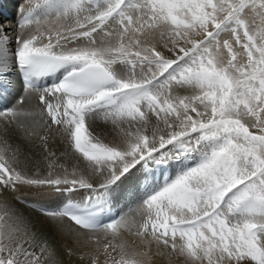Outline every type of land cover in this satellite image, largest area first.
Returning <instances> with one entry per match:
<instances>
[{"label": "snow or ice", "instance_id": "1", "mask_svg": "<svg viewBox=\"0 0 264 264\" xmlns=\"http://www.w3.org/2000/svg\"><path fill=\"white\" fill-rule=\"evenodd\" d=\"M28 5L14 51L0 26V70L11 57L32 90L51 78L39 118L62 131L85 167L49 162L46 177L28 176L0 150V264H63L53 241L65 218L106 238L135 229L149 251L154 244L181 264H264V0ZM187 89L193 94H180ZM98 116L118 130V143L93 135ZM0 117L23 127L36 113L13 107ZM47 139L44 151L55 156ZM170 167L174 178L150 179ZM20 186L64 198L55 210L38 209L52 227L12 209L7 195ZM117 247L111 264H150L129 258L123 243L107 240L103 252Z\"/></svg>", "mask_w": 264, "mask_h": 264}, {"label": "bare ground", "instance_id": "2", "mask_svg": "<svg viewBox=\"0 0 264 264\" xmlns=\"http://www.w3.org/2000/svg\"><path fill=\"white\" fill-rule=\"evenodd\" d=\"M28 6V0H20L16 5L14 0H0V26H3L7 36L13 41L10 44V48L13 51L16 48L14 41L18 34L17 22L21 18L22 10ZM17 70L11 57H9L8 68L0 70V110L13 107L24 108L36 113V118L24 120L23 127H21L19 123L9 125L4 117H0V150H3L5 157L17 170L28 176H35L38 174L39 178L46 177L50 170L48 167L49 162H53L54 165H64L69 171H71L73 167H76L78 170L84 169L85 165L82 158H79L78 154H75L71 149L67 137L62 131L57 130L56 126H53L51 129L45 127L43 120L39 118L40 111L43 108V105L39 103V95L42 93L43 87L52 83L51 78L41 81L42 83L38 90H32L19 84L16 76ZM180 94L190 95L193 94V90H181ZM21 98H23V104L19 103ZM153 123H155L154 118ZM90 130L94 136L98 137L104 143L114 144L119 142L118 130L115 126L110 121L105 122L99 116L91 122ZM41 136L48 137V151L54 152L55 156H48V152L44 151L43 142L40 140ZM51 170H53L54 174L63 173V170L59 167H54V169ZM167 170L169 172L168 177H173V175L177 173L178 167H170ZM164 172L165 170H156L154 176L150 177V179L162 183ZM144 183L145 181H141L140 183L141 192L143 191ZM83 195V192L74 194L73 199L79 201L83 198ZM135 195L139 194L132 192L127 193L129 198H133ZM13 197H16V199L13 200ZM63 199V197L49 195L47 189L29 188L28 186H20L19 191H9L7 195V200L11 203L13 210L22 212L33 220H39L42 224L48 225L49 227H52V221L42 215L38 209L43 205L47 209L55 210L60 206ZM124 203L125 201H122L117 208L113 209L112 215L115 219H119L120 215H122L118 209L123 208ZM109 222L111 221H104L105 224ZM91 235H95V237L98 236L99 238L97 237V239L103 241L115 240L121 237L126 238L129 236L125 229H122L120 235L116 238H112L110 235L106 238L102 228L97 232L77 231L67 218H65L61 230L57 233L54 240L57 245L61 246H86L92 243L87 239V236ZM59 257L60 256H58V259L61 260ZM147 258V256H144L145 261H148ZM165 259H167V257ZM170 259H172V257ZM168 260L169 259H167V261ZM61 261L63 262V260ZM151 261L150 259V264L153 263ZM160 263L161 262H159V264Z\"/></svg>", "mask_w": 264, "mask_h": 264}, {"label": "rangeland", "instance_id": "3", "mask_svg": "<svg viewBox=\"0 0 264 264\" xmlns=\"http://www.w3.org/2000/svg\"><path fill=\"white\" fill-rule=\"evenodd\" d=\"M14 1H15V5H16L17 2L20 0H14ZM9 22L12 23L11 21H9ZM223 38H228V35L225 34L224 36H222V39ZM175 175H173L172 178H174ZM134 231L135 230H132L131 232H129L128 230H126L127 235H129V236H127L126 238L121 237L119 239H115V240H111V241L115 245H120L121 243H123L125 245V250L127 251L129 258L134 257L136 259H144V256L136 255V254L147 252V255H146L148 257L147 259L149 260V258H150L152 260L151 262H153L151 264H159V262H161L160 264H181L182 258H181V261H178L176 259V257L173 254H170V252L168 250H164V255L157 254V247L154 244L151 246V250L149 251L148 246L141 243L140 238L136 237L132 233ZM130 235H131V237H130ZM97 237H95V235L87 236L88 241L92 242V243L90 245H86V246H83V245L61 246V245H57L55 240L53 242L55 244L56 250L59 253V256H60L59 258L61 260H63V262L65 261L64 264H92L94 255L96 254L98 249H99V264H105V259L109 260V264H111L112 258H115L117 260L120 259L119 247H117V250L115 252H111L110 257H106V255L103 252V244L106 243L107 240L103 241L101 239H97ZM124 239H126V240H124ZM69 250H71V251L69 252ZM153 253L156 255H154ZM165 256L170 261L169 260L167 261V259H165L166 258ZM141 257H143V258H141ZM171 257H172V259H170ZM152 258H155V259H152ZM163 262H165V263H163Z\"/></svg>", "mask_w": 264, "mask_h": 264}]
</instances>
